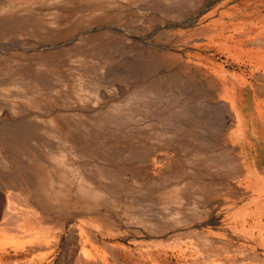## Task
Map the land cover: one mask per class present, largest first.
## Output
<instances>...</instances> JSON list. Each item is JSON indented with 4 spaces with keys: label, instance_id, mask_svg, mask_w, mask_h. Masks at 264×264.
Instances as JSON below:
<instances>
[{
    "label": "rangeland",
    "instance_id": "rangeland-1",
    "mask_svg": "<svg viewBox=\"0 0 264 264\" xmlns=\"http://www.w3.org/2000/svg\"><path fill=\"white\" fill-rule=\"evenodd\" d=\"M94 1L0 0V141L28 151L31 180L30 156L63 155L68 133L93 149L72 150L83 170L101 147L147 154L110 165L100 209L51 211L54 237L0 235V264H264V0Z\"/></svg>",
    "mask_w": 264,
    "mask_h": 264
},
{
    "label": "bare ground",
    "instance_id": "bare-ground-1",
    "mask_svg": "<svg viewBox=\"0 0 264 264\" xmlns=\"http://www.w3.org/2000/svg\"><path fill=\"white\" fill-rule=\"evenodd\" d=\"M124 1V0H123ZM138 1V0H137ZM92 1H89V3ZM96 5L97 3L101 4L100 0L94 1ZM104 5V4H101ZM107 8V7H106ZM99 9V8H98ZM3 10V9H2ZM0 10V11H2ZM101 11V10H100ZM104 11V10H102ZM94 12V11H93ZM96 12V11H95ZM105 13V12H104ZM118 13V12H117ZM122 15V14H121ZM73 16V15H72ZM94 16V15H93ZM71 17V15H70ZM90 17V16H89ZM41 19V17H40ZM67 19V18H66ZM72 19V18H71ZM58 20V18H57ZM51 21V20H50ZM56 21V20H55ZM64 22V21H63ZM55 22H53L52 25ZM58 23V22H57ZM67 23V22H66ZM7 24V23H6ZM49 24V22H48ZM65 24V22H64ZM100 52H103V49H99ZM98 51V52H99ZM92 54L91 52H83V56L89 57V55ZM80 55V54H77ZM72 56V54H71ZM82 57V56H81ZM74 58V57H73ZM83 59V58H81ZM91 59V58H90ZM6 60V59H5ZM75 60V59H74ZM94 60V59H93ZM83 61V60H81ZM80 62V61H79ZM152 62V61H151ZM17 63V62H16ZM15 63V64H16ZM44 63V62H43ZM78 63V62H77ZM9 64V63H8ZM40 64V63H39ZM47 64V63H46ZM45 64V65H46ZM48 64H50L48 62ZM43 65V64H42ZM53 65V64H52ZM88 65V64H87ZM37 66V65H36ZM47 66V65H46ZM49 66V65H48ZM82 66V65H81ZM53 67V66H52ZM57 67V66H56ZM86 67V66H85ZM84 67V68H85ZM89 67V65H88ZM94 67V66H93ZM11 68V67H10ZM14 68V67H13ZM38 68V67H37ZM83 68V69H84ZM12 69V68H11ZM44 69V68H43ZM54 69V68H53ZM80 69V68H79ZM91 69V67H90ZM13 70V69H12ZM36 70V69H34ZM43 71V70H42ZM51 70H49L50 72ZM57 71H59L57 69ZM91 71V70H90ZM40 72V71H39ZM61 72V71H60ZM89 71H87L88 73ZM5 73V72H4ZM38 73V72H36ZM44 73V71H43ZM82 73V72H81ZM52 74V73H51ZM49 74V75H51ZM55 75L56 73L53 72ZM52 74V76H53ZM96 74V73H95ZM62 75V73H61ZM85 75V74H84ZM83 75V76H84ZM10 76V75H9ZM12 76V75H11ZM39 76V75H38ZM70 76V75H69ZM81 76V75H80ZM14 77V76H13ZM55 77H57L55 75ZM88 77V76H87ZM25 78V77H24ZM63 77H60V80H62ZM83 78V77H82ZM11 79V78H10ZM66 79V78H65ZM64 79V80H65ZM69 79V78H68ZM85 79V78H84ZM89 79V78H88ZM25 80V79H22ZM87 80V79H86ZM32 81V80H31ZM30 80H25L22 83L23 87H26L31 83ZM69 81V80H67ZM67 81H65L67 83ZM81 81V80H80ZM85 81V80H84ZM80 82V83H84ZM19 82V81H17ZM33 82H36L37 87L39 86H44L42 78H38L33 80ZM58 82V80H57ZM65 82H62V85L65 84ZM73 82V81H72ZM90 82V81H88ZM61 82H58L60 84ZM78 83V82H77ZM87 83V82H86ZM91 83V82H90ZM13 84V83H12ZM18 83H16L17 85ZM57 84V85H58ZM72 84V83H71ZM70 84V85H71ZM75 84V83H74ZM94 84V83H92ZM11 85V84H10ZM73 85V84H72ZM8 86V85H7ZM15 86V85H14ZM21 86V87H22ZM65 86V85H63ZM67 86V85H66ZM74 86V85H73ZM77 86V85H76ZM10 87V86H8ZM18 89L20 86H16ZM22 87V88H23ZM28 87V86H27ZM59 87V86H57ZM79 87V86H78ZM29 88V87H28ZM56 88V86H55ZM66 88V87H65ZM69 88V85H68ZM76 88V87H75ZM152 88V87H151ZM9 89V88H8ZM12 89V87H11ZM10 89V90H11ZM38 89V88H37ZM42 89V88H40ZM57 89V88H56ZM74 88H71V90ZM79 89V88H78ZM2 90V89H1ZM23 90V89H22ZM26 90H28L26 88ZM34 90V89H32ZM44 90V89H43ZM54 90V89H53ZM67 90V89H65ZM71 90H67L70 92ZM153 92L155 89H152ZM15 91V90H14ZM21 91V90H20ZM60 91V88H59ZM66 91V92H67ZM90 91V90H89ZM24 92V90H23ZM22 92V93H23ZM26 92V91H25ZM33 92V91H32ZM41 92V90H40ZM43 92V91H42ZM46 92V91H45ZM62 92V89H61ZM64 92V90H63ZM75 91H73L74 93ZM80 92V90H79ZM78 92V93H79ZM86 92V91H85ZM5 93V92H4ZM3 93V94H4ZM14 93V92H13ZM72 93V92H71ZM94 93V92H93ZM143 94V92L141 91ZM31 94V93H30ZM40 94V93H39ZM67 94V93H66ZM82 94V92H81ZM81 94H78L81 97ZM34 96V94H32ZM76 94H74L75 96ZM76 95V96H78ZM83 95V94H82ZM10 96V94H9ZM14 96V95H13ZM31 96V97H33ZM37 96V95H36ZM57 96V95H56ZM88 96V95H87ZM86 96V97H87ZM27 96H21V98H26ZM67 97V96H65ZM85 97V95L83 96ZM5 98V96H4ZM14 98V97H13ZM12 98V99H13ZM69 98V97H67ZM66 98V99H67ZM76 98V97H75ZM79 98V97H78ZM45 99V98H44ZM49 99V98H48ZM47 99V100H48ZM53 99V98H52ZM56 99V98H54ZM60 99V98H59ZM80 99V98H79ZM82 99V98H81ZM84 99V98H83ZM19 100V99H18ZM33 100V99H31ZM34 100L35 97H34ZM41 100V99H39ZM46 100V99H45ZM74 100V99H73ZM6 101V99H5ZM9 101V100H8ZM11 102L14 100H10ZM29 101V100H28ZM43 101V100H42ZM51 101V100H49ZM18 102V101H16ZM16 102H14L16 104ZM25 102V101H24ZM70 102V101H69ZM75 102V101H74ZM72 102V103H74ZM94 102V101H93ZM20 103V102H19ZM32 103V102H31ZM36 103V102H35ZM38 103V102H37ZM30 104V103H29ZM42 104V102H41ZM55 104V103H54ZM66 104V103H65ZM77 104V103H76ZM80 104V103H79ZM14 105V104H13ZM25 105V103H24ZM33 105V104H32ZM36 105H39L36 104ZM53 105V104H52ZM74 105V104H73ZM15 106V105H14ZM19 106V105H18ZM56 106V105H55ZM28 108V106H26ZM31 107V106H30ZM34 107V106H33ZM36 107V106H35ZM43 108V106H41ZM64 107V106H63ZM54 108V107H53ZM61 108V107H60ZM36 109V108H35ZM39 109V108H38ZM37 110V109H36ZM40 110V109H39ZM44 110V109H43ZM42 110V111H43ZM13 111V110H12ZM48 111V110H47ZM52 111V110H51ZM17 112V111H16ZM60 113V112H58ZM65 113V112H64ZM66 114V113H65ZM64 114V115H65ZM61 115V114H60ZM77 116V115H74ZM51 117V116H50ZM53 117V116H52ZM57 117V116H56ZM63 117V116H62ZM69 117V116H67ZM81 117V116H80ZM86 117V116H85ZM75 118V117H74ZM82 118V117H81ZM71 120V118H69ZM77 119V117L75 118ZM89 119V118H88ZM92 119V118H90ZM96 119V118H95ZM53 120V119H52ZM55 120V119H54ZM53 120V122H54ZM57 120V118H56ZM65 120V119H64ZM67 121L66 124L71 123ZM80 120V118H79ZM85 120V119H84ZM51 121V120H50ZM49 121V122H50ZM66 121V120H65ZM53 122L51 125H53ZM57 122V121H56ZM55 122V123H56ZM73 122V121H72ZM85 122V121H84ZM89 122V121H88ZM87 123V122H86ZM65 124V123H64ZM85 124V123H83ZM58 125V124H56ZM56 125L52 126L55 127ZM63 125V124H62ZM75 125V123L73 124ZM75 126H78L75 125ZM108 126V125H107ZM57 126L56 128L59 129L56 131V129L52 128L54 131L58 133V131H64L63 129L60 130L61 128ZM79 127V126H78ZM111 127V126H110ZM170 127V126H169ZM181 127V126H180ZM66 128V127H65ZM75 128V127H74ZM77 128V127H76ZM197 128V127H196ZM67 129V128H66ZM69 129V128H68ZM182 129V128H181ZM76 130V129H75ZM74 130V131H75ZM178 130V129H177ZM87 131V130H85ZM186 131V130H185ZM40 132V131H39ZM67 132V131H66ZM89 132V131H88ZM64 132H61L59 135H62ZM71 133V131H70ZM76 133V132H75ZM53 134V133H52ZM90 134V133H89ZM92 134V133H91ZM166 134V133H164ZM200 134V133H199ZM220 134V133H219ZM64 135H66L64 133ZM70 134L65 136V143L66 149L62 151L64 153L63 155H60L59 153H49L44 159H42L40 156L37 155H32L30 156V162L33 164L32 170V177L33 180L29 179L28 176H26L23 173V170L20 167V163L18 162L19 158L21 157H27L28 156V151L23 147V146H15L12 148V143L10 141L8 142L7 140H2L0 141V155H1V164L3 166V169L6 171L5 175L2 176V179L0 180V185H2L3 189H5L6 193L8 196L6 197V210L4 211L3 217L0 221V235H3L2 237H8L9 235L17 234L18 236H29V235H42L43 237H54L57 234L58 227L55 223L50 222L49 218L50 212L51 211H56V210H65L68 213H81V214H87L90 213L94 210L100 209L99 207L105 205L108 203L113 196H116L117 189L119 188L118 182L115 180L116 178L113 176L112 173V168L113 166L110 167L111 164L116 163L120 160V158H125L127 161L133 162L136 158L145 156L147 153H141L143 150L140 152L135 150L130 146V148H126L127 151L122 150L119 147H115L112 149H108L106 146L101 147L100 155H97L98 159L96 158V163L95 167L93 169L91 168H83L81 167H76L78 165H74L75 163H72L73 161L71 160L72 156H74L73 152L76 153V155L82 154V155H92L94 156L95 154L91 153L85 146L83 145H75V141H73V133H71L72 136H69ZM93 135V134H92ZM105 135V134H104ZM103 135V136H104ZM174 135V134H173ZM32 136V135H31ZM78 136V135H77ZM107 136V135H106ZM149 136V135H148ZM35 137V136H34ZM79 137V136H78ZM55 138V137H54ZM77 138V137H76ZM80 138V137H79ZM78 138V139H79ZM85 138V137H84ZM195 138V137H194ZM61 139V138H60ZM81 139V138H80ZM86 139V138H85ZM88 139V138H87ZM178 139V138H177ZM63 140V139H62ZM142 140V139H141ZM87 141V140H86ZM62 142V141H61ZM75 142V143H74ZM98 142V141H97ZM106 142V141H105ZM83 143V142H82ZM88 143V142H87ZM86 145V144H85ZM107 145V144H106ZM102 146V145H101ZM116 146V145H115ZM120 146V145H119ZM122 147V146H121ZM11 148L13 150H11ZM76 149V150H73ZM13 151L11 153V151ZM73 150V152H72ZM140 150V149H139ZM199 150V149H198ZM103 151V152H102ZM30 152V151H29ZM51 152V150H50ZM197 152V151H196ZM47 153V152H46ZM101 153H103L101 155ZM33 154V153H32ZM108 154V155H107ZM75 155V156H76ZM81 155V156H82ZM142 155V156H141ZM91 156V157H92ZM204 157V156H203ZM74 158V157H73ZM76 158V157H75ZM94 158V157H93ZM27 159V158H26ZM83 159V157H82ZM81 159V160H82ZM85 159V158H84ZM216 159V158H215ZM71 160V161H70ZM86 160H89L87 162H91L90 158H86ZM108 160V163H105V161ZM200 160V159H199ZM208 160V159H207ZM206 160V161H207ZM214 160V159H212ZM29 161V160H28ZM130 162V163H131ZM43 163H46L47 166H42ZM213 163V162H212ZM215 163V162H214ZM213 163V164H214ZM0 164V165H1ZM82 165V164H80ZM87 165V164H86ZM85 162L84 166L86 167ZM114 165V164H113ZM119 165V164H118ZM130 165V164H129ZM1 166V167H2ZM90 166V165H89ZM93 166V165H92ZM115 166V165H114ZM88 167V166H87ZM117 167V166H116ZM114 167V168H116ZM119 167V166H118ZM97 170H96V169ZM130 168V167H129ZM89 169L93 170L92 172L95 173L96 170V175L94 176V173H92ZM43 171V176L42 179L38 177L39 172ZM117 172V171H116ZM38 174V175H36ZM37 176V178H36ZM96 177V178H95ZM114 177V178H113ZM99 179V180H97ZM101 181H105L103 184ZM122 181V180H121ZM122 188V187H121ZM178 190V188H177ZM119 191V190H118ZM121 191V190H120ZM176 191V190H175ZM155 192V191H152ZM179 193V192H178ZM180 195V194H179ZM178 195V197H179ZM119 196V195H118ZM112 201V200H111ZM178 201V200H177ZM162 202V201H160ZM142 203V202H141ZM148 203V202H147ZM171 203V202H168ZM161 204V203H160ZM109 206V205H108ZM177 206V205H176ZM16 207H23L27 211L31 213V215H34L32 217V222L30 223L29 226L26 225H20V226H15L13 227L12 220H20V216L17 215L13 217L11 214L12 211L10 209H14ZM111 207V206H110ZM132 207V206H131ZM135 207V206H134ZM175 213V212H174ZM173 213V214H174ZM76 215V214H75ZM176 215V214H175ZM141 222V220H140ZM41 236V237H42Z\"/></svg>",
    "mask_w": 264,
    "mask_h": 264
}]
</instances>
